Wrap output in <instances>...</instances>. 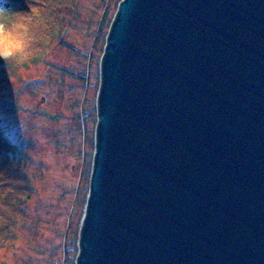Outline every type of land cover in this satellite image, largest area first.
I'll list each match as a JSON object with an SVG mask.
<instances>
[{"label":"water","instance_id":"95a60500","mask_svg":"<svg viewBox=\"0 0 264 264\" xmlns=\"http://www.w3.org/2000/svg\"><path fill=\"white\" fill-rule=\"evenodd\" d=\"M96 110L75 264H264V0H122Z\"/></svg>","mask_w":264,"mask_h":264},{"label":"rangeland","instance_id":"374dc122","mask_svg":"<svg viewBox=\"0 0 264 264\" xmlns=\"http://www.w3.org/2000/svg\"><path fill=\"white\" fill-rule=\"evenodd\" d=\"M4 1L17 3L9 22L27 18L32 39L27 59H0V264H72L95 150L104 5Z\"/></svg>","mask_w":264,"mask_h":264},{"label":"clouds","instance_id":"9594fccd","mask_svg":"<svg viewBox=\"0 0 264 264\" xmlns=\"http://www.w3.org/2000/svg\"><path fill=\"white\" fill-rule=\"evenodd\" d=\"M11 11L8 7H0V59L25 60L32 39L30 22L25 17L9 22Z\"/></svg>","mask_w":264,"mask_h":264},{"label":"trees","instance_id":"16d2710c","mask_svg":"<svg viewBox=\"0 0 264 264\" xmlns=\"http://www.w3.org/2000/svg\"><path fill=\"white\" fill-rule=\"evenodd\" d=\"M71 1L74 3L76 0H71ZM100 1L103 3L104 9H103V12H102V15L100 18V22H99V30L97 31L96 36H95L97 65L100 64L101 57L104 53V48H105L109 28L111 26V23L113 21L115 14L117 12L118 5L122 0H100ZM50 3H52V0H50ZM16 4L17 3H15V2L0 0V5H3V6L5 5L6 7H8L9 9H11L13 11H16V9H17V7L15 6ZM51 5L55 6V3L51 4ZM55 9H56V7H55ZM86 79H87L86 81L89 82L90 81V75L86 76ZM99 83H100V79L98 76L97 77V91L99 89V85H100ZM92 111L96 115L95 118H97L95 101L93 103V110ZM3 151H4V143L0 140V158L3 157V154H4ZM92 159H93V157H92ZM91 169H92V160H91L90 165H89V175H88L89 182H90V176H91ZM88 188H89V186H88ZM88 192L89 191L87 189L85 205H86V201H87ZM83 215H84V213H83ZM82 218H83V216H82ZM77 253H78V249H75V258L71 261L72 264H75V259H76ZM71 257H73V256H71Z\"/></svg>","mask_w":264,"mask_h":264}]
</instances>
